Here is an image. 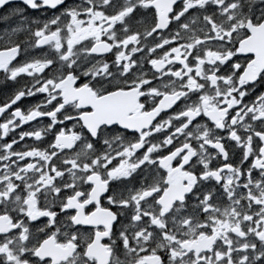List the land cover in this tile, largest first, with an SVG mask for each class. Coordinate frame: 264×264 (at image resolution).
I'll return each instance as SVG.
<instances>
[{
  "label": "snow or ice",
  "instance_id": "6c2138e0",
  "mask_svg": "<svg viewBox=\"0 0 264 264\" xmlns=\"http://www.w3.org/2000/svg\"><path fill=\"white\" fill-rule=\"evenodd\" d=\"M20 3L0 264H264V0Z\"/></svg>",
  "mask_w": 264,
  "mask_h": 264
},
{
  "label": "flooded vegetation",
  "instance_id": "af4514ba",
  "mask_svg": "<svg viewBox=\"0 0 264 264\" xmlns=\"http://www.w3.org/2000/svg\"><path fill=\"white\" fill-rule=\"evenodd\" d=\"M69 3L73 2V0H68ZM76 2H79V0H76ZM20 6V7H24L21 3L20 0H15V4L14 6ZM5 14V10H0V16H3ZM53 14V12L51 10H47V11H34V10H26V15L28 16H34V17H38L40 19H44L47 16H51ZM19 21L17 19H11L9 21H4V20H0V34L3 33V30L5 29H10L12 27H15L17 25ZM10 91V88H0V99H3L4 95L7 94V92ZM258 91H264V86H260L258 87ZM39 97L36 98H29L24 100L22 103L23 105H30L36 102V100H38ZM35 123V122H34ZM27 127V126H25Z\"/></svg>",
  "mask_w": 264,
  "mask_h": 264
}]
</instances>
